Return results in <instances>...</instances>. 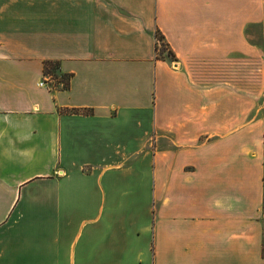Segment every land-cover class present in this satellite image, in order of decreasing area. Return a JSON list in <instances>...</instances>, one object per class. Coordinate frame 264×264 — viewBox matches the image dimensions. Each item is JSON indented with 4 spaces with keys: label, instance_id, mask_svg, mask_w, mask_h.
<instances>
[{
    "label": "crops",
    "instance_id": "crops-1",
    "mask_svg": "<svg viewBox=\"0 0 264 264\" xmlns=\"http://www.w3.org/2000/svg\"><path fill=\"white\" fill-rule=\"evenodd\" d=\"M254 58L264 0H0V264H264Z\"/></svg>",
    "mask_w": 264,
    "mask_h": 264
},
{
    "label": "rangeland",
    "instance_id": "rangeland-1",
    "mask_svg": "<svg viewBox=\"0 0 264 264\" xmlns=\"http://www.w3.org/2000/svg\"><path fill=\"white\" fill-rule=\"evenodd\" d=\"M252 33L257 38H260L263 31L260 26H253ZM258 43L261 40H257ZM245 69L243 64L238 61L226 59L214 64V68L208 70L207 75L209 79H220L223 81H247V85L252 86L253 91V116L256 117L264 111V61L260 59H253L252 64H247Z\"/></svg>",
    "mask_w": 264,
    "mask_h": 264
},
{
    "label": "trees",
    "instance_id": "trees-1",
    "mask_svg": "<svg viewBox=\"0 0 264 264\" xmlns=\"http://www.w3.org/2000/svg\"><path fill=\"white\" fill-rule=\"evenodd\" d=\"M156 35L158 39V45H157L158 58L160 56H163V53L166 51L170 56L174 57L173 52L170 49L167 50L168 46L164 40L163 34L159 30H157ZM44 73L46 75V78L49 77L50 80L54 81L52 88L60 87L62 89H68L70 87L71 76L69 74L62 73L60 71V62L58 60H45ZM73 111H78V110L74 109ZM84 112H88V110H84ZM262 255L264 256V246L262 248Z\"/></svg>",
    "mask_w": 264,
    "mask_h": 264
},
{
    "label": "built area",
    "instance_id": "built-area-1",
    "mask_svg": "<svg viewBox=\"0 0 264 264\" xmlns=\"http://www.w3.org/2000/svg\"><path fill=\"white\" fill-rule=\"evenodd\" d=\"M47 79H49V77H47Z\"/></svg>",
    "mask_w": 264,
    "mask_h": 264
},
{
    "label": "bare ground",
    "instance_id": "bare-ground-1",
    "mask_svg": "<svg viewBox=\"0 0 264 264\" xmlns=\"http://www.w3.org/2000/svg\"><path fill=\"white\" fill-rule=\"evenodd\" d=\"M161 44V43H160Z\"/></svg>",
    "mask_w": 264,
    "mask_h": 264
}]
</instances>
